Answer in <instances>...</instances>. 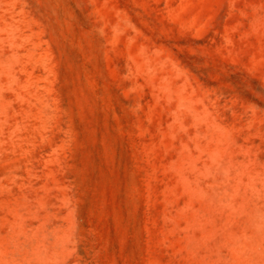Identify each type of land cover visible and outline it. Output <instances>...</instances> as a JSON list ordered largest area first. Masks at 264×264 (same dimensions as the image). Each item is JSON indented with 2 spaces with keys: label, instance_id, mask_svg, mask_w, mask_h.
Masks as SVG:
<instances>
[{
  "label": "rangeland",
  "instance_id": "374dc122",
  "mask_svg": "<svg viewBox=\"0 0 264 264\" xmlns=\"http://www.w3.org/2000/svg\"><path fill=\"white\" fill-rule=\"evenodd\" d=\"M0 264H264V0H0Z\"/></svg>",
  "mask_w": 264,
  "mask_h": 264
}]
</instances>
